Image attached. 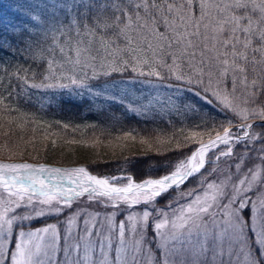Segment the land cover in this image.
Masks as SVG:
<instances>
[{
	"label": "snow or ice",
	"instance_id": "6c2138e0",
	"mask_svg": "<svg viewBox=\"0 0 264 264\" xmlns=\"http://www.w3.org/2000/svg\"><path fill=\"white\" fill-rule=\"evenodd\" d=\"M21 14L41 31H21L29 66L0 80L5 122L33 89L50 97L41 109L57 96L100 113L118 104L155 126L140 143L162 159L128 157L105 175L0 163V264H264V0Z\"/></svg>",
	"mask_w": 264,
	"mask_h": 264
},
{
	"label": "trees",
	"instance_id": "16d2710c",
	"mask_svg": "<svg viewBox=\"0 0 264 264\" xmlns=\"http://www.w3.org/2000/svg\"><path fill=\"white\" fill-rule=\"evenodd\" d=\"M74 3L71 10L76 7ZM59 13L53 16L64 18V13L69 10L59 9ZM46 18L51 21L52 15L43 12ZM19 29H7L0 25V80L4 85L8 84V79L4 76L6 70H14L18 66L27 68L29 65L24 62V53L21 51L25 43L31 38L29 33L21 36ZM34 34L41 29L37 26L29 28ZM35 71V66H33ZM31 76V73L28 74ZM39 83V80L35 81ZM2 90V88H0ZM32 103H20L18 111L14 112L7 119L12 123L7 124L0 113V157H8L10 153H15L13 157L31 159L34 161L45 160L34 157H52L60 154H72L76 150L87 157L82 162H57L61 164H84L91 171L101 175L115 173L117 162L128 157H142L146 162L149 159H162L154 157H143L145 153L152 155L148 151V145L140 143L141 138H147L149 130L155 126L146 124L143 118H135L131 113L124 114L123 109L118 104L105 105L106 111L98 112L99 103L93 106L88 103L87 98L79 99L69 96H57L55 101L46 109H41V102L47 103L49 96L42 95L33 89ZM199 103V102H198ZM13 107L17 105L14 103ZM3 105H0V109ZM113 116L116 119H113ZM57 122H60L57 124ZM64 123L70 125L66 130L62 127ZM165 127V125H161ZM11 131V136L6 137L5 133ZM132 132L139 147L132 149L129 146V138L124 139L123 133ZM121 137L117 139V137ZM206 139V138H205ZM174 142L169 147H173ZM123 147V148H122ZM102 150L106 155H101ZM154 151V150H153ZM134 152V153H133ZM140 173L137 179L141 178Z\"/></svg>",
	"mask_w": 264,
	"mask_h": 264
},
{
	"label": "rangeland",
	"instance_id": "374dc122",
	"mask_svg": "<svg viewBox=\"0 0 264 264\" xmlns=\"http://www.w3.org/2000/svg\"><path fill=\"white\" fill-rule=\"evenodd\" d=\"M79 2L80 0H0V25L5 26L7 29H19L22 27L33 28V25L31 21L29 20V17L27 15H22L21 14L22 12H25L28 9H31L35 12H38L40 15L44 17H46V15H43V12H46L48 16L49 15L53 16L60 12L59 9L63 11L71 10L72 5L74 3L78 4ZM128 87H129V90H131V85H128ZM143 87H144L143 85L137 86L138 89H143ZM129 146L132 149H136L139 147L138 143L134 139H132V137H129ZM106 151L108 150H102L101 155L102 156L106 155ZM49 155L52 157H49V156L48 157H34V159L42 158V159H45L43 161L51 160V161H57V162H82L85 160L89 161L87 157H85V154L83 156L81 152L77 150L73 152L72 154H68L67 152L65 154H60L59 156H54L51 154ZM21 157L22 156H19L17 158L12 157V159H24ZM0 159L4 160L3 163L11 160V159H8V157H3V158L0 157ZM27 161L35 162L34 160H31V159H27ZM75 165L80 166V164H75ZM65 167H74V166L68 165Z\"/></svg>",
	"mask_w": 264,
	"mask_h": 264
},
{
	"label": "bare ground",
	"instance_id": "6f19581e",
	"mask_svg": "<svg viewBox=\"0 0 264 264\" xmlns=\"http://www.w3.org/2000/svg\"><path fill=\"white\" fill-rule=\"evenodd\" d=\"M0 163H3V162L0 161ZM4 163H9V162H4Z\"/></svg>",
	"mask_w": 264,
	"mask_h": 264
},
{
	"label": "water",
	"instance_id": "95a60500",
	"mask_svg": "<svg viewBox=\"0 0 264 264\" xmlns=\"http://www.w3.org/2000/svg\"><path fill=\"white\" fill-rule=\"evenodd\" d=\"M1 161H4L3 159H1Z\"/></svg>",
	"mask_w": 264,
	"mask_h": 264
}]
</instances>
